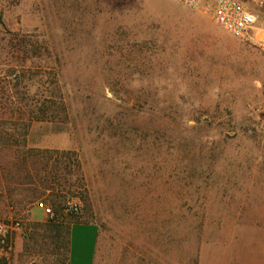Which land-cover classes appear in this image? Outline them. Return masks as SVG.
<instances>
[{"label":"rangeland","instance_id":"374dc122","mask_svg":"<svg viewBox=\"0 0 264 264\" xmlns=\"http://www.w3.org/2000/svg\"><path fill=\"white\" fill-rule=\"evenodd\" d=\"M25 211L0 264H66L74 221L106 264H264V55L174 0H0V220Z\"/></svg>","mask_w":264,"mask_h":264},{"label":"built area","instance_id":"2783aa9c","mask_svg":"<svg viewBox=\"0 0 264 264\" xmlns=\"http://www.w3.org/2000/svg\"><path fill=\"white\" fill-rule=\"evenodd\" d=\"M188 9L209 13L211 21L237 40L250 45L264 55V0H174ZM260 18H263L260 21ZM76 211L77 208L68 205ZM52 218L49 207L41 208ZM30 211L13 219L0 220V249L9 245L10 235L28 221Z\"/></svg>","mask_w":264,"mask_h":264},{"label":"crops","instance_id":"0c3cea01","mask_svg":"<svg viewBox=\"0 0 264 264\" xmlns=\"http://www.w3.org/2000/svg\"><path fill=\"white\" fill-rule=\"evenodd\" d=\"M94 226L96 227V239L94 248L88 253V248L86 244L80 240L78 243L71 239V233L74 226ZM98 235H99V228L95 223H85V222H74L71 224L69 229V239H68V256H67V264H106V255L103 257L98 254ZM103 258V259H102Z\"/></svg>","mask_w":264,"mask_h":264},{"label":"trees","instance_id":"16d2710c","mask_svg":"<svg viewBox=\"0 0 264 264\" xmlns=\"http://www.w3.org/2000/svg\"><path fill=\"white\" fill-rule=\"evenodd\" d=\"M74 222H79V221H74ZM74 222H72L71 224H73ZM71 224H70V226H71ZM70 226L68 227V226H65L64 228H65V241H64V249H65V252H66V257H65V259H66V264H67V256H68V239H69V229H70ZM48 228H50V229H53V228H56L57 230H58V227H56V226H53V225H48Z\"/></svg>","mask_w":264,"mask_h":264}]
</instances>
